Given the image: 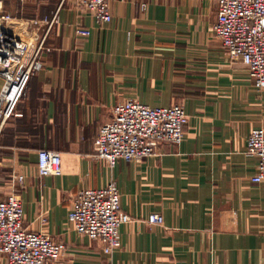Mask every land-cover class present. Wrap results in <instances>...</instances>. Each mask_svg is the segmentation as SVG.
<instances>
[{
	"label": "crops",
	"instance_id": "0c3cea01",
	"mask_svg": "<svg viewBox=\"0 0 264 264\" xmlns=\"http://www.w3.org/2000/svg\"><path fill=\"white\" fill-rule=\"evenodd\" d=\"M110 2L113 18L102 23L80 0L17 2L21 17L57 14V22L43 67L0 135V198L17 187L25 226L64 242L55 264H264V181H252L259 160L246 151L250 130L264 128V91L215 35L217 1ZM79 25L91 34L78 35ZM129 98L183 105L185 139L111 169L94 156V138ZM42 148L61 153L63 175L39 174ZM18 173L24 187L12 178ZM111 180L131 220L110 258L68 215L76 192ZM154 212L162 223L148 220Z\"/></svg>",
	"mask_w": 264,
	"mask_h": 264
},
{
	"label": "built area",
	"instance_id": "2783aa9c",
	"mask_svg": "<svg viewBox=\"0 0 264 264\" xmlns=\"http://www.w3.org/2000/svg\"><path fill=\"white\" fill-rule=\"evenodd\" d=\"M24 3L27 0H16ZM217 17L213 30L231 59H241L257 91H264V0H216ZM97 23L113 18L110 0H80ZM57 22V14L43 18H16L0 0V135L16 114L32 75L44 62L47 35ZM44 32L39 36V31ZM90 27L79 25L76 33L89 36ZM189 114L181 104L151 106L129 98L113 108L112 118L102 124L94 138V156L114 169L120 158L142 162L149 156H161L163 144L180 145L185 139ZM247 154L258 158L252 181H264V128L254 127L247 138ZM41 176L63 175L60 152L42 148L38 151ZM19 187L25 175L14 174ZM68 220L80 234L101 240L110 258L121 245V228L131 220L122 209L121 192L116 180L101 188L76 192ZM151 223H162L160 213H151ZM65 244L44 231L25 226V206L16 187L0 198V254L6 264H55L64 253ZM109 264H113L112 261Z\"/></svg>",
	"mask_w": 264,
	"mask_h": 264
},
{
	"label": "rangeland",
	"instance_id": "374dc122",
	"mask_svg": "<svg viewBox=\"0 0 264 264\" xmlns=\"http://www.w3.org/2000/svg\"><path fill=\"white\" fill-rule=\"evenodd\" d=\"M5 2H7L8 4V12H10L14 17H16V18H23V17H21L20 15H18L17 14V11H18V9H19V7H20V5L17 3V2H15L14 0H5ZM13 5V6H12ZM12 6V7H11ZM7 7V6H6ZM19 13V12H18ZM20 14V13H19ZM25 19L27 18V17H24ZM28 18H30V17H28ZM2 83H3V81H2V79H1V77H0V87L2 86Z\"/></svg>",
	"mask_w": 264,
	"mask_h": 264
}]
</instances>
